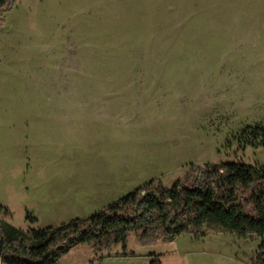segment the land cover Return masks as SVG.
Segmentation results:
<instances>
[{
  "label": "rangeland",
  "instance_id": "obj_1",
  "mask_svg": "<svg viewBox=\"0 0 264 264\" xmlns=\"http://www.w3.org/2000/svg\"><path fill=\"white\" fill-rule=\"evenodd\" d=\"M3 4L0 146L17 116L86 111L87 120L49 125L56 130L53 153L87 142L89 161H107L120 191L146 178L169 186L190 176V165L264 163V145L250 141L247 130L264 126V0H16L6 13ZM70 101L87 105L72 114L26 108ZM85 151L72 157V179L94 182ZM58 157L49 164L62 171L68 157ZM18 214L0 210L24 230L51 223L38 208L34 222ZM210 233L222 244L200 256L202 264L254 263L255 235L209 229L197 237ZM141 250L132 234L124 252L115 244L101 257ZM89 254L78 244L57 264H86Z\"/></svg>",
  "mask_w": 264,
  "mask_h": 264
},
{
  "label": "trees",
  "instance_id": "obj_2",
  "mask_svg": "<svg viewBox=\"0 0 264 264\" xmlns=\"http://www.w3.org/2000/svg\"><path fill=\"white\" fill-rule=\"evenodd\" d=\"M15 1L4 0L3 13ZM247 130L250 141L264 145V126ZM190 166L191 175L185 179L169 186L151 179L100 210L56 225L24 230L0 218V264H57L78 244L88 245L99 259L115 244L124 252L132 234L138 245L150 246L181 234L205 235L209 229L255 235L259 243L253 264H264V163ZM0 210L11 215L6 206L0 204ZM26 218L35 221L29 212Z\"/></svg>",
  "mask_w": 264,
  "mask_h": 264
},
{
  "label": "crops",
  "instance_id": "obj_3",
  "mask_svg": "<svg viewBox=\"0 0 264 264\" xmlns=\"http://www.w3.org/2000/svg\"><path fill=\"white\" fill-rule=\"evenodd\" d=\"M62 103L64 106H57ZM37 105L39 106L26 108L56 109L63 107L69 109V112L63 111L64 114H72L77 112L72 109H82L87 103L70 101L49 102V106L41 103ZM79 112L85 117L68 115L60 117L58 113L54 116L56 112H30L31 117L29 118L24 115L17 116V126L7 128L6 140L1 137L0 204L6 206L12 216L19 213L20 216L17 218L23 220L25 213L29 212L37 220L36 209L38 208L41 214L50 212L51 215L46 214L45 217H48L47 221L51 222L49 225H56L100 210L124 193L152 179L146 178L142 183L120 191L118 175L115 178L114 173L108 172L107 161L101 162L99 166H93V163L89 161L88 152H86L88 151L86 150L87 142L84 144L82 142L81 149L75 148V144L72 143L70 147L64 148L65 151L53 153L51 146L57 143L53 136L56 130H53V126L50 128L49 125L54 122L73 124L77 118L88 119L86 111ZM83 151L86 152L87 158L85 166L90 169L94 182L92 179L88 180L86 176L83 178L81 176L80 180L72 179L70 162H72V157H76L75 152L81 153L80 157L83 158ZM51 155L59 156L60 163H65L64 158L68 157L69 166L64 165L61 171L60 164H49ZM90 157L93 159L95 156L90 153ZM53 174H60L62 179ZM237 237L247 238V236ZM218 243L222 244V240L213 233L203 237L181 234L170 241H158L150 246L138 245L143 250L136 252L133 256H111L99 259L94 258L91 248L87 245L91 259L86 264H150L152 260L157 259L156 255L159 257L157 260L160 264H202L200 256L206 257L210 252L213 254ZM258 243L259 240L257 246Z\"/></svg>",
  "mask_w": 264,
  "mask_h": 264
},
{
  "label": "water",
  "instance_id": "obj_4",
  "mask_svg": "<svg viewBox=\"0 0 264 264\" xmlns=\"http://www.w3.org/2000/svg\"><path fill=\"white\" fill-rule=\"evenodd\" d=\"M0 250H1V239H0Z\"/></svg>",
  "mask_w": 264,
  "mask_h": 264
}]
</instances>
